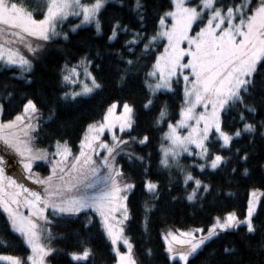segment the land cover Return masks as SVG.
<instances>
[{
  "label": "snow or ice",
  "instance_id": "snow-or-ice-1",
  "mask_svg": "<svg viewBox=\"0 0 264 264\" xmlns=\"http://www.w3.org/2000/svg\"><path fill=\"white\" fill-rule=\"evenodd\" d=\"M113 4L120 11L105 16ZM150 7L149 0H46V11L38 19L24 0H0V66L19 69L20 76L13 78L26 87L33 83V61L39 60L57 37L68 41L78 29L94 26L95 37L103 41L102 45H89L75 64L65 61L60 68V94L52 100L43 93L21 92L15 84L0 82V115L15 99L21 102L13 119L0 121L3 230L18 234L31 250L23 257L0 255V261L50 264L48 258L64 250L42 244V233L47 230L51 239L54 220L71 221L82 214L83 227L87 229L93 223V213L99 217L102 234L110 242L114 264H139L133 244L124 234L125 222L130 218L127 202L136 184L118 158L126 159L129 168L135 165L140 169L142 190L151 198L143 203L145 223L165 192L172 200L177 199L171 194L177 183L183 185L184 199L189 202L203 200L206 193L210 194V185L189 168L199 174L230 169L232 174L239 171L243 176L249 175L245 165L257 155V140L264 144V0H169L168 9L157 13L153 34L145 31ZM69 16L78 18L79 23L71 24L67 31H58V25ZM169 18L170 26L166 24ZM29 37L38 42L34 45ZM161 40H166L163 51L155 55L151 70L144 74L145 95L140 107L145 112L158 109L155 125L166 126L163 139L168 142L166 147H160L158 163L163 169L175 168L179 180L174 181L170 172L168 183L162 188L149 178L151 153L136 154L133 146L147 147L150 136L133 135L137 112L134 104L127 101L120 104L122 111L118 116V105L113 102L99 120L86 126L78 153L74 154L69 141L63 138L53 141L51 151L33 149L32 133L39 134L45 108L50 121L56 117L58 102L69 106L102 90L104 85L98 77L104 71L105 58L108 67L117 73V84L132 86L142 59ZM17 44L29 55L12 46ZM173 83L183 86L175 123L166 120L168 103L157 96L162 90L174 93ZM184 129L186 134H181ZM106 130L111 134L110 142L101 138ZM6 156L15 158L12 164ZM182 156L191 163L181 164ZM36 161L50 165L48 175L33 171ZM14 166L20 168L23 179L39 185L40 190L6 175V168ZM258 167L264 171V159L258 161ZM261 211L264 208L254 190L242 217L229 212L226 217H217L206 231L198 228L180 232L179 236L168 231L164 236L168 261L191 264L214 237L241 228L239 234L245 245L253 248L251 238L259 234L254 250L257 254L264 252ZM118 243L126 250L121 251ZM0 246L6 247L7 241L0 239ZM236 252L235 245L223 248L225 255ZM95 254L83 240L77 241V248L65 252L76 264H94V259L89 258ZM144 254L151 257L153 253L148 248Z\"/></svg>",
  "mask_w": 264,
  "mask_h": 264
},
{
  "label": "trees",
  "instance_id": "trees-1",
  "mask_svg": "<svg viewBox=\"0 0 264 264\" xmlns=\"http://www.w3.org/2000/svg\"><path fill=\"white\" fill-rule=\"evenodd\" d=\"M24 3L29 7V10L33 11L35 18H43V11H46V0H24ZM149 4L151 7L146 20L145 31L148 34H153L158 23L156 20L157 13L162 14L168 9L169 0H149ZM118 11H120L119 6L113 4L105 16ZM74 23L76 20L69 19L59 31H67ZM93 43L96 45L103 44V41L95 37L94 26L84 27L82 30L78 29L77 33L70 34L68 41L57 37L56 42L49 43L40 59L35 61L34 74L31 77L33 83L30 87L24 86L21 81L13 78L20 76V70L16 67L9 69L0 66V82L15 84L18 91L21 92H28L33 95L37 92L43 93L47 99L52 100L60 94V68L65 61L70 60L72 64H75L79 55L88 51V46ZM164 44V40L157 42L153 50L142 59L132 86L117 84V73L108 67L109 61L108 58H105L102 64L104 71L99 73L98 77L104 85L103 89L97 90L91 96L82 98L78 103L69 106H64L63 102H58L56 117L50 121L47 119V108H45L41 127L38 130L39 134H36L37 144L42 148H50L55 139L63 138L67 139L72 150L76 151L80 138L89 123L99 120L109 104L113 102L122 104L127 101L134 104L137 112L133 135L147 134L150 136V143L147 147L133 146L136 154L151 153L150 171L152 174L149 178L156 180L162 188L168 183L170 172L174 181L179 180L180 177L175 168L163 169L158 163L160 147L164 143L163 133L166 130L164 124L155 125L158 109L154 108L150 112H145L140 107L145 95V90L142 87L144 74L151 70L155 55L163 51ZM96 62L100 63L98 60ZM173 89L174 93H157L159 100L167 101L168 116L166 120L172 123L179 119L178 113L183 97L182 86L178 87L174 83ZM20 103L17 98L11 107L6 105L2 120L13 119L20 111ZM256 151L257 155L245 165L249 168L248 176H243L239 171L232 174L230 169L211 174H199L198 170L189 168L188 171H191L194 176H198L210 185V194L206 193L203 200L189 202L184 199L183 185L177 183L171 192L177 199L172 200L165 192L158 202L157 208L149 214L147 223L144 219L143 203L151 198L145 195L142 190L140 169L135 165L129 168L127 160L122 159L121 165L131 176L132 182L136 184V189L129 194L127 202L130 218L126 223L125 234L133 244V253L139 264H172L167 259V252L162 239L163 231L168 229L179 231L196 228L208 229L217 217H223L229 212H235L242 217L252 190L263 192L260 207L264 208V174L258 167V161L264 159V144L259 140H257ZM180 162L181 164H188L191 163V160L182 156ZM3 215L2 210H0V239L7 241V246H0V254L17 257L30 254V250L18 237V234L4 232ZM90 215L93 223L87 229L83 227L85 221L83 214L78 219L71 221H53L50 226L51 239L48 235L47 243L64 251L55 254L54 257H49L50 264H76L65 255V252L77 248L78 240L85 241L86 245L95 251V256L89 258L90 261L94 259V264H114L112 259L114 254L110 251V242H107L103 236L97 216L93 213ZM261 219H264V211H261ZM241 231L242 228L237 231L222 233L219 237L214 238L192 259L191 264H236V262L239 264H264V252L257 254L254 250L260 241L259 234L251 238L253 248H249L240 237ZM233 245H235L237 252L230 256L225 255L223 248ZM148 248L152 250L151 257L144 254L145 249ZM210 253H214V255L210 256Z\"/></svg>",
  "mask_w": 264,
  "mask_h": 264
},
{
  "label": "rangeland",
  "instance_id": "rangeland-1",
  "mask_svg": "<svg viewBox=\"0 0 264 264\" xmlns=\"http://www.w3.org/2000/svg\"><path fill=\"white\" fill-rule=\"evenodd\" d=\"M82 2H84V0H82ZM71 18L74 19V20H76V23H79V19H78V18L73 17V16H69V17H68V20L71 19ZM68 20H67V21H68ZM67 21H65V22H63L62 24L58 25L57 30L59 31V30L62 28V26H63ZM166 24L170 26V24H171V19H170V18L166 20ZM86 27H88V26H86ZM195 30H197V29H196V26L194 25V26H193V31H195ZM191 34H192V33H190V35H191ZM28 40L31 41L34 45H35V43L38 42V41H36L35 38H32V37H29ZM164 41H165V44H166V40H164ZM12 46H13V47H19L20 51H21L24 55H29V54L27 53L26 49H25L22 45L17 44V45H12ZM182 46H185V45H182ZM29 58H31V57L29 56ZM35 61H36V60H34L33 63H35ZM12 67H15V66H12ZM173 85H174V83H173ZM181 86H182V85H181ZM182 88H183V86H182ZM161 92H165V91L162 90ZM159 93H160V92H159ZM117 105H118V106H117L115 112H116V115L118 116V115L120 114V112L122 111V109H121V107H120V104H117ZM200 110H201L200 108L197 109V111H200ZM0 121H3V120H2V115H0ZM174 123H175V122H174ZM166 131H167V128H166L165 132H166ZM186 132H187L186 129L181 130V134H186ZM32 136L34 137V139H33V141H32V145H31V146L33 147V149H47L48 151H51V150H52L51 147H50V148H42V147H40V146L37 144V142H36V133H32ZM101 138H102V139H105V140H108V141L110 142V140H111V134L106 130L105 133H104V135H103ZM163 141H164L163 145L166 147L168 142H167L166 140H164V139H163ZM78 146H79V145H78ZM0 147H2V145H0ZM134 147H135V146H134ZM72 151H73V150H72ZM78 151H79V147L77 148L76 151H73V153L76 154V153H78ZM6 158L9 160V163H10V164H12V163H13V160L15 159L14 157H9V156H6ZM118 159H119V161H120V163H121V160H122V159H120V158H118ZM37 165H39V166H37ZM49 169H50V165H49L47 162H45V161H36V162H34V164H33V171L36 172V173H39L41 176H46V175H48V173H49ZM6 175L12 176L14 179H17V182H18V183H24L25 186H27V187L33 188V189H35V190H40V186H39V185H35V184H33L31 181L23 179V177L21 176L20 168H19L18 166H14V167H8V168H6ZM253 191H254V190H252V191L250 192V197H249V199L251 198V193H252ZM255 191H256V196H257V198L259 199V201H261L262 196H263V192H262L261 190H255ZM22 211H24L25 214H27V210H26V209H22ZM223 217H226V215L223 216ZM223 217H220V218H223ZM97 218H98V220H99V217H98V216H97ZM215 220H216V219H215ZM215 220H214V222H215ZM214 222H213V223H214ZM126 223H127V221L125 222V226H124V227H126ZM213 223H212V224H213ZM211 226H212V225H211ZM211 226H210V227H211ZM210 227H209V228H210ZM196 229H198V228H196ZM199 229H202V228H199ZM191 230H194V229L184 230V231L168 229V230L163 231V232H162V239H163L164 244H165V249L167 248V244H166V242H165L164 236L166 235V233H167L168 231H172L174 234H176L177 236H179V233H180V232H188V231H191ZM204 230L206 231L207 229H204ZM230 231H231V230H230ZM124 234H125V233H124ZM48 235H49V233H48L47 230H45V231L42 233V237H41V243H42V244L48 245V243H47ZM125 236H126V234H125ZM126 237H127V236H126ZM127 238H128V237H127ZM214 238H216V237H214ZM214 238H213V239H214ZM169 239H170V238H169ZM26 246H27V245H26ZM117 246L120 248L121 251H125V250H126L122 243H118ZM28 249H29V248H28ZM29 250H30V249H29ZM30 253H31V250H30ZM0 255H1V254H0ZM48 259H49V258H48ZM0 264H7V262H6V261H0Z\"/></svg>",
  "mask_w": 264,
  "mask_h": 264
},
{
  "label": "water",
  "instance_id": "water-1",
  "mask_svg": "<svg viewBox=\"0 0 264 264\" xmlns=\"http://www.w3.org/2000/svg\"><path fill=\"white\" fill-rule=\"evenodd\" d=\"M263 174H264V171H263Z\"/></svg>",
  "mask_w": 264,
  "mask_h": 264
}]
</instances>
